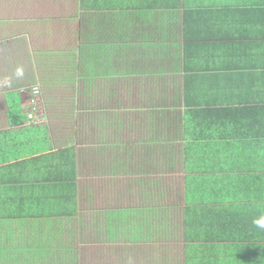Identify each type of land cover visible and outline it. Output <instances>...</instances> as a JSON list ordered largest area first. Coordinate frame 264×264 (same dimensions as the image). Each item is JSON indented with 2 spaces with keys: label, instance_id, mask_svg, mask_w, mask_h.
Masks as SVG:
<instances>
[{
  "label": "crops",
  "instance_id": "0c3cea01",
  "mask_svg": "<svg viewBox=\"0 0 264 264\" xmlns=\"http://www.w3.org/2000/svg\"><path fill=\"white\" fill-rule=\"evenodd\" d=\"M261 222L264 0H0V264H264Z\"/></svg>",
  "mask_w": 264,
  "mask_h": 264
},
{
  "label": "built area",
  "instance_id": "2783aa9c",
  "mask_svg": "<svg viewBox=\"0 0 264 264\" xmlns=\"http://www.w3.org/2000/svg\"><path fill=\"white\" fill-rule=\"evenodd\" d=\"M31 100L26 111L27 122L29 124H40L45 121V111L41 101L40 90L38 87L31 89Z\"/></svg>",
  "mask_w": 264,
  "mask_h": 264
},
{
  "label": "clouds",
  "instance_id": "9594fccd",
  "mask_svg": "<svg viewBox=\"0 0 264 264\" xmlns=\"http://www.w3.org/2000/svg\"><path fill=\"white\" fill-rule=\"evenodd\" d=\"M261 226L264 227V222H261Z\"/></svg>",
  "mask_w": 264,
  "mask_h": 264
}]
</instances>
